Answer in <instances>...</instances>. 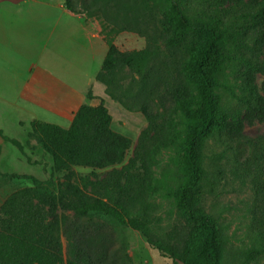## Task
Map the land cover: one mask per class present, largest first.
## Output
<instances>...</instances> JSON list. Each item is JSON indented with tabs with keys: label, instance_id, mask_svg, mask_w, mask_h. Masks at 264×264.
<instances>
[{
	"label": "trees",
	"instance_id": "obj_1",
	"mask_svg": "<svg viewBox=\"0 0 264 264\" xmlns=\"http://www.w3.org/2000/svg\"><path fill=\"white\" fill-rule=\"evenodd\" d=\"M64 6L99 19L107 51L95 77L123 108L142 113L147 125L133 156L116 169L130 139L112 128L105 104H81L68 127L33 120L31 127L44 139L56 170L112 168L90 183L97 186V196L76 187L70 197L61 195L63 209L71 213L67 216H56L55 197L43 191L12 192L0 207V264H118L115 256H107L104 231L90 217L111 218L149 239L151 211L160 197L172 199L200 227V235L182 247L156 248L172 264H219L218 231L197 212L201 148L214 132L239 135L245 120H264V97L255 83V75L264 74V0H64ZM123 31L144 37L147 46L118 51L113 38ZM232 65L244 113L229 121L215 89L219 75ZM123 67L138 75L125 88L116 76ZM0 137L16 143L1 129ZM165 153L179 166L183 182L178 188L155 174ZM137 163L141 175L130 171ZM259 238L243 264L264 254V232Z\"/></svg>",
	"mask_w": 264,
	"mask_h": 264
},
{
	"label": "rangeland",
	"instance_id": "obj_2",
	"mask_svg": "<svg viewBox=\"0 0 264 264\" xmlns=\"http://www.w3.org/2000/svg\"><path fill=\"white\" fill-rule=\"evenodd\" d=\"M20 1L0 0V51L2 54L10 52L11 59L20 55L12 50L18 43L8 37V34L20 31L21 4H17ZM225 6L228 8V5ZM81 14L84 15L85 24L93 19L99 23L98 18ZM80 33L81 21L62 13L57 0H40V65L54 71L58 68V76L79 92L84 86L86 88L88 73L90 75L93 71L95 76L99 71L106 52L105 47L94 51L87 41L76 39ZM113 40L118 51L124 53L143 49L148 44L144 37L127 31L114 34ZM15 49H25L28 57L34 58L38 45L19 41ZM236 68L234 65L227 67L219 75V85L215 89L220 105L230 115L229 121L232 115L244 113L236 97L239 94ZM0 69L5 68L0 66ZM116 76L124 88L133 78H138L127 67L119 69ZM255 83L259 94L264 97V74L257 73ZM98 88L99 84H95L94 89H88L85 96L75 97L72 109L84 103L106 105L112 115V128L130 139L124 162L115 166L120 169L133 156L138 136L147 121L142 113L128 111L112 99L103 83L100 90ZM40 119L59 122L55 114L47 110L40 112ZM7 124V127L0 129L16 143L0 137V207L12 192L29 187L55 197L58 206L56 216L61 217L71 215L63 209L64 200L60 197H70L73 187L91 196L98 195L97 186L90 183L106 177L112 167L95 169L74 165L69 174L58 171L44 139L31 126L21 123L22 127H18L13 120H8ZM60 124L66 127L68 123ZM201 153L202 193L197 212L212 221L218 231L219 264H243L264 232V120H245L239 135L226 130L214 132L204 140ZM130 171L136 175L142 174L138 163ZM155 171L157 177L175 188L183 182L179 166L169 160L167 153L159 158ZM67 175H70L69 180ZM89 221L101 225L106 236L103 245L107 249V256H115L118 264H172V259L164 256L156 245L182 247L200 235V227L189 222L183 210L172 199L165 197L157 198L153 205L149 239L138 230L120 225L111 218L93 215ZM62 243L66 254L67 242L63 236ZM248 264H264V254L249 260Z\"/></svg>",
	"mask_w": 264,
	"mask_h": 264
},
{
	"label": "crops",
	"instance_id": "obj_3",
	"mask_svg": "<svg viewBox=\"0 0 264 264\" xmlns=\"http://www.w3.org/2000/svg\"><path fill=\"white\" fill-rule=\"evenodd\" d=\"M17 4H21L20 31L8 34V37L15 39L18 44L19 41L28 44L33 42L38 45V49L33 54L34 58H29L25 49H15L18 44L12 50L20 55L13 59L9 57L10 52L2 54L0 51V66L5 68L0 69V128L7 127L8 120H13L18 127H22L21 123H24L23 126H31L33 120H41L40 112L45 110L55 114L59 121L56 124L64 127L60 123L65 122L68 127L79 107L72 109L74 98L85 96L88 89H94L95 84H99L97 90H100L102 83L95 77L98 71L95 76L93 71L90 75L88 73L86 88L84 86L79 92L75 86L58 76V68L54 71L40 65V0H21ZM57 6L62 13L81 21L82 33L76 39L87 41L94 51L103 47L107 51L100 22L95 23L93 19L85 24L84 15L69 11L64 6V0H57Z\"/></svg>",
	"mask_w": 264,
	"mask_h": 264
}]
</instances>
